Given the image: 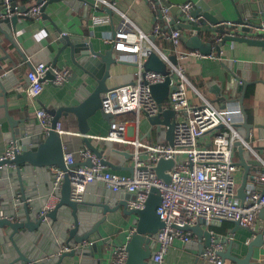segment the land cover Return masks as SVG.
Listing matches in <instances>:
<instances>
[{"label":"water","instance_id":"1","mask_svg":"<svg viewBox=\"0 0 264 264\" xmlns=\"http://www.w3.org/2000/svg\"><path fill=\"white\" fill-rule=\"evenodd\" d=\"M71 1L94 7L92 0H37L36 2L43 3L41 17L55 27L56 47L50 45V48L56 50L52 59V68L57 66L60 55L65 51L72 63L82 72L79 76V71L74 70L70 77L71 81L78 82L74 95L77 104H64V99L54 97V103L60 105L45 106L52 115L51 128L48 132L36 121V126L31 128L25 122V118L10 115L8 111L10 85L7 78H10L12 73L5 70L0 58V95L5 100L6 116L11 128L6 134L2 132L3 128L0 126V264H61L65 257L75 255L80 256L79 264H113L112 249L116 246L110 242L99 243L96 240L86 248L76 247L89 241L93 234H101L100 227L106 221L108 213L116 211L120 206H123V211L127 215L134 216L129 226L121 229V232H130L128 240L124 243L128 256L122 264H150L155 253L157 233L163 226L156 211L161 202L159 187L154 186L150 189L145 207L142 209L129 208L130 196L124 198L122 191L105 189L102 182L88 184L80 199H74L72 196V179L69 173L71 166L65 164L64 135L59 131L61 119L70 114L76 116L78 131L84 135L87 146L101 157L106 166L113 170L123 169L107 160L103 151L91 144L87 134L90 131L89 118L98 111L108 118L111 117V114L102 110V95L111 89L109 80L113 74V66L123 64L124 61L117 59L114 45L96 47L90 38L63 30L58 23L59 19L56 18L57 11L61 2L69 4ZM155 1L158 6L162 3L170 7L173 15L170 23L163 25L164 30L171 32L172 29H180L187 32L182 38L187 49H197L205 55L215 52L222 57L224 51L232 50L230 44L235 42L264 46V0H246L242 3L233 1L237 18L231 23H227L225 17L213 12L204 0H196L194 8L190 11L193 20L188 19L178 7L179 4L190 0ZM16 3V0H12V7ZM22 9L26 10L27 5L24 4ZM102 10L112 16L113 10L110 7L105 6ZM241 12H247L249 16L246 18ZM21 17L28 18L19 15L0 19V30L19 51L9 26H15ZM22 56L27 59L24 54ZM169 58L173 63L177 62L175 55H170ZM222 65L230 76L225 77L223 88L225 90L218 91L219 98L225 103L239 102L244 116L241 124L245 129L244 138L249 139L255 127L261 130L264 128V124H256L249 120L245 107L246 90L253 82L248 72L243 71L246 66L249 67V64L230 58L223 61ZM143 67L145 70L166 75L163 82L151 86L152 94L159 106V113L148 118L152 124L166 127L165 139L172 144L176 111L172 108H164L171 81L167 63L155 51H151L143 62ZM53 77V70L50 69L44 79ZM237 90L241 92L238 98L233 97L234 92L231 97L226 96V93ZM1 137L4 140L11 137L14 141L16 149L13 158L3 157L6 150L1 146ZM235 146L239 158L236 163L243 168L237 197L243 203L247 195L246 187L251 170L254 166H259L260 161L255 157L247 156V150L241 140H237ZM86 164L90 165V162ZM175 164L174 158L161 157L153 169L163 182L170 183L172 178L170 171ZM52 166L65 172L62 181L54 182ZM129 170L133 172L134 167H130ZM48 177L50 178L47 184L43 185L42 178L44 180ZM94 184H98V187L93 188ZM54 196L57 198L54 207L45 215H41V208ZM259 216L264 219V208L260 210ZM216 221L212 220L210 224H215ZM233 222L235 227L241 226L238 221ZM206 224L207 221L200 218L196 224L185 227L197 236L205 237L198 249L199 256H202L206 246L211 245L213 238L216 242L220 240L211 229L205 227ZM251 232L254 235L246 242V252L243 256L233 253V248H242L240 243L234 241H230L228 247L218 253L223 264L226 260L235 264H264L263 258L257 260L255 257L257 248L264 250V225L260 231L251 229ZM64 245L73 249L61 252Z\"/></svg>","mask_w":264,"mask_h":264},{"label":"built area","instance_id":"2","mask_svg":"<svg viewBox=\"0 0 264 264\" xmlns=\"http://www.w3.org/2000/svg\"><path fill=\"white\" fill-rule=\"evenodd\" d=\"M94 8L102 10L108 6L113 9L111 0H92ZM157 12V22L151 33L142 31L127 15L122 18L113 35L105 37V43L114 45V52L118 59H127L132 56L138 66L136 80L131 83L119 84L102 95V110L111 114L109 131L103 138L113 142L134 145V170L132 173H120L110 170L93 150L85 146L78 150L82 163H77L76 154L72 151L64 152V161L69 168L72 179V196L80 199L85 187L94 182H102L105 187L113 191H122L130 196L129 208L142 209L152 187L161 190V202L156 211L163 222L162 228L156 236V249L151 260L154 264H161L165 260L171 246L176 239L184 242L192 240L193 231L185 227L196 224L204 218L208 224L212 220L238 221L241 226L259 230L258 213L264 208V159L257 156L251 140L245 139L240 133V126L244 116L238 101L224 108L215 107L209 100L193 104L188 98V89L191 85L186 70L179 62L188 56L206 57L197 49H185L183 31L172 29L164 30V24L173 19L170 7L155 0H147ZM3 10L0 19L25 15L34 19L41 18L43 3H32L23 10L16 3L12 7V0H2ZM193 0L179 4L182 13L192 19L190 11L194 8ZM92 24L110 22L108 16L94 14ZM231 23V21H227ZM264 24V19H263ZM47 34V33H46ZM153 37H155L153 39ZM161 37L165 43L159 44ZM151 51H155L166 63L168 75L171 78L170 90L164 103V108L176 111L173 143L166 139L155 143H145L138 137H131L134 127L118 116L132 112L136 114L137 124L140 116H152L159 113L151 86L163 82L166 75L145 70L143 62ZM175 55L177 62L170 60ZM53 70L52 79H44L49 70ZM71 75L70 68L53 67L51 64L38 63L28 73L27 94L32 99L39 97L45 84L50 80L55 85H62ZM36 116L46 132L51 128L52 115L44 108H36ZM117 117V118H114ZM166 127H164L165 129ZM62 132L61 130H59ZM165 134V130H164ZM165 136V135H164ZM241 140L247 152L257 156L262 169L250 175L246 187L247 195L242 203L237 197L239 187L237 171L239 165L235 158V142ZM16 145L11 141L4 152V158H13ZM174 158L176 164L171 172V182H163L153 169L161 158ZM86 162H90L87 165ZM259 165V166H260ZM54 173V182L63 180L65 172L51 167ZM57 200V198L54 196ZM55 205L49 201L44 205L40 214L45 215ZM261 229V228H260ZM219 237V236H218ZM212 243L202 253V257L216 264H223L219 252L225 249L226 240L221 239ZM93 240L85 241L76 248H85L93 244ZM72 247L64 245L61 252L70 251ZM128 252L125 244L117 245L112 249L113 264H122L127 259Z\"/></svg>","mask_w":264,"mask_h":264},{"label":"crops","instance_id":"3","mask_svg":"<svg viewBox=\"0 0 264 264\" xmlns=\"http://www.w3.org/2000/svg\"><path fill=\"white\" fill-rule=\"evenodd\" d=\"M16 0L17 4L21 7L26 4L36 3L37 0ZM114 2L112 16L105 10H100L94 7H89L84 3L78 1H71L69 4L61 2L56 18H58L59 25L64 31L74 32L83 37L90 38L96 47H104L108 45L105 43V37L113 35L115 29L118 27L122 18V13L127 15L142 31L151 33L153 27L157 22V12L150 6L147 0H111ZM210 6L211 10L217 13L220 17H225L227 21H233L237 18L235 3H242L246 0H204ZM31 2V3H30ZM196 2V0H194ZM3 10L2 0H0V11ZM244 17H248L247 12H241ZM263 13V12H260ZM259 13V14H260ZM94 14L108 16L110 22L105 24H92V17ZM9 30L13 33V39L18 45L17 50L6 35L0 30V58L3 62L6 71L12 73L9 82V95H8V111L11 116L16 118H25L27 125L31 128L36 126L38 118L36 116V108L50 107L54 103V97L64 99V104H77L74 98L77 90V81L70 80L74 70L79 71V76L82 72L72 63L67 52H63L59 59L58 68L69 67L72 69V74L66 79L62 85H55L50 80L45 84L43 91L36 99L30 98L27 94L28 79L27 73L38 63L52 64V59L56 53L55 48H50V45L55 46L56 36L55 27L49 22H46L42 17L34 19L31 17H21L18 19L15 26H9ZM47 33V34H46ZM187 32H183L186 35ZM159 44H164L165 41L159 37ZM109 46V45H108ZM182 47L186 49L185 44ZM232 50L224 51L222 57H219L215 52L206 57L188 56L181 59L179 62L186 70V74L190 80V87L188 89V98L193 104L203 103L204 100H209L215 107L223 108V106L230 105L236 101H229L225 103L224 100L219 98L218 91L225 90L224 82L225 77H229L230 73L223 67L222 62L230 58L242 60L249 64L243 71H247L249 77L251 76L253 82L248 85L245 94V107L249 114V120L256 124H264V46L249 45L247 43H233L230 44ZM25 55V60L22 55ZM123 64H116L113 66V74L109 80L111 88L119 84L131 83L136 80L138 66L133 61L132 56H125ZM118 59V58H117ZM122 60V59H121ZM79 78V77H78ZM234 92L235 98L241 94L239 90L226 93V96H232ZM5 100L0 95V126L3 128L2 132H10L9 120L6 116ZM113 117H106L102 112L98 111L94 116L89 118L90 131L87 134L91 144L103 151L104 157L112 163L122 167L121 170H114L120 173H132L129 168L134 167V158L131 157L134 152V145L113 142L104 139L110 127V120ZM117 118V117H114ZM133 126L134 130L131 132V137H138L145 143H155L157 141H164V125H155L145 114L140 116L139 123L137 124L136 114L129 112L118 116ZM36 121V123H35ZM60 125L61 133L64 135V150L72 151L76 154L77 163H82L81 157L78 155V150L87 146L84 141V135L78 131L77 118L73 114L64 116L61 119ZM240 133L245 135V129L240 126ZM253 149L257 156L264 159V128H254L252 135L249 138ZM1 146L4 150L9 147L12 141L11 137L4 140L1 137ZM3 150V151H4ZM131 154V155H130ZM247 156L258 158L251 152H247ZM235 158L238 161V154L235 150ZM259 160V159H258ZM108 169L113 170L109 166ZM262 169L260 166H254L250 175ZM243 176V168L239 166L237 171V179L240 185ZM50 177L43 180L42 184L46 185ZM98 184H94L93 188H97ZM105 187V186H104ZM105 189H108L105 187ZM124 198H129L128 194H123ZM51 201L56 203V199L52 197ZM50 201V202H51ZM134 216L127 215L123 211V206H120L116 211L110 212L107 215L106 221L101 225V234H93L90 240L98 241L99 243L110 242L112 245L124 244L130 235V232H121L122 227H128L129 223ZM258 225L260 228L264 225V219L258 213ZM206 228L212 230L222 241L226 240L225 248L228 247L230 241L240 243L242 248H233V253L243 256L246 252V242L253 237L251 228L239 226L235 227L233 221L224 220L216 221L215 224H206ZM258 231V230H257ZM205 237H199L194 232L190 242H184L176 239L171 246L165 260L161 264H216L209 259L199 256L198 249L200 244H203ZM208 246H206L207 248ZM86 248V247H85ZM205 248V249H206ZM156 249V244H155ZM111 251V249H110ZM258 259L264 260V250L256 249V256ZM198 259V260H197ZM255 259V258H254ZM80 256H67L63 259L61 264H79ZM150 264H154L150 261ZM224 264H235L230 260H226Z\"/></svg>","mask_w":264,"mask_h":264},{"label":"flooded vegetation","instance_id":"4","mask_svg":"<svg viewBox=\"0 0 264 264\" xmlns=\"http://www.w3.org/2000/svg\"><path fill=\"white\" fill-rule=\"evenodd\" d=\"M63 68V67H62ZM67 68H69V67H67ZM70 70H71V74H72V69L70 68ZM71 76V75H70Z\"/></svg>","mask_w":264,"mask_h":264},{"label":"trees","instance_id":"5","mask_svg":"<svg viewBox=\"0 0 264 264\" xmlns=\"http://www.w3.org/2000/svg\"><path fill=\"white\" fill-rule=\"evenodd\" d=\"M25 3H27V0L24 1ZM31 3V2H30Z\"/></svg>","mask_w":264,"mask_h":264}]
</instances>
